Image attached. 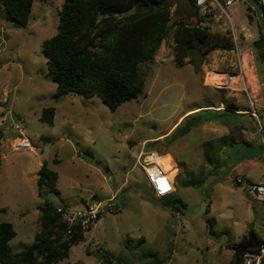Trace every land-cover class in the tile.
Listing matches in <instances>:
<instances>
[{
  "label": "rangeland",
  "instance_id": "obj_1",
  "mask_svg": "<svg viewBox=\"0 0 264 264\" xmlns=\"http://www.w3.org/2000/svg\"><path fill=\"white\" fill-rule=\"evenodd\" d=\"M63 2L36 0L26 27L0 7V206L17 232L13 250L34 243L38 205L79 209L110 200L123 183L116 201L121 209L104 214L59 264H157L170 255L166 264H230L251 232L264 240V203L250 190L264 181V68L252 48L259 29L247 4L223 5L228 16L216 5L200 9L201 25L229 37L234 50H193L178 65L170 32L154 62L141 65L145 94L112 112L96 96H56L42 45L58 31ZM172 10L199 22L189 0H178ZM231 74L240 76L230 85ZM50 107L53 125L40 121ZM23 135L32 149L14 151ZM141 151L162 156L174 179L172 195L152 194L137 163ZM39 163L58 173L59 195H38ZM186 179L202 182L185 188ZM179 204L186 207L177 212ZM207 218L216 221L215 235Z\"/></svg>",
  "mask_w": 264,
  "mask_h": 264
},
{
  "label": "trees",
  "instance_id": "obj_2",
  "mask_svg": "<svg viewBox=\"0 0 264 264\" xmlns=\"http://www.w3.org/2000/svg\"><path fill=\"white\" fill-rule=\"evenodd\" d=\"M35 1L0 0V7L17 27H26ZM196 1L189 0V3L194 8V15L199 18L197 24H190L184 16L169 25L178 16L172 10L178 0H64L58 10V31L42 45L49 74L57 86L56 96H96L112 112L124 103L138 100L146 90L141 65L154 62L163 40L170 32L174 33L177 42L173 59L178 65H182V60L190 57L193 50H199L203 55L218 50H234L229 37L213 34L201 25L203 17ZM257 1L264 8V1ZM247 10L255 16L248 5ZM249 13L248 20L252 22L253 17ZM258 29L259 38L253 42L252 48L264 68V37L259 25ZM228 108L236 109L234 106ZM55 115L54 107L45 108L40 121L53 125ZM199 125L201 122L195 124ZM186 129L182 133L187 134ZM1 140L0 131V146ZM222 140L226 142L224 138ZM207 161L212 163L208 155ZM58 180V173L43 163L37 172L38 195L42 198L45 192L59 195ZM202 180L186 179L182 184L185 188L196 187ZM185 207V204H179L173 208L180 212ZM37 209L40 214L39 231L34 243L15 252L11 242L17 237V232L13 224L2 219L5 209L0 206V264H59L69 258L71 248L84 241L86 233L92 229L82 232L75 228L71 235H67V223L57 212L56 206L44 203L38 205ZM209 212L207 209L206 213ZM215 223L214 218L206 220L210 235L216 234ZM262 242L264 240L255 233L251 238H244L235 248L236 253L230 264H242L245 254L258 251ZM170 258L171 255L167 260ZM167 260L157 264H166Z\"/></svg>",
  "mask_w": 264,
  "mask_h": 264
},
{
  "label": "built area",
  "instance_id": "obj_3",
  "mask_svg": "<svg viewBox=\"0 0 264 264\" xmlns=\"http://www.w3.org/2000/svg\"><path fill=\"white\" fill-rule=\"evenodd\" d=\"M264 1V0H263ZM240 0H197L196 5L200 9H207L208 5H216L222 8L227 15L223 5L231 6ZM228 16V15H227ZM240 75H228L230 85L233 79L239 78ZM227 82V83H229ZM245 84V81H242ZM246 85V84H245ZM229 89L228 84H224ZM247 91L246 86L243 88ZM7 97V94H5ZM6 101V100H5ZM253 105V103H252ZM254 107V106H253ZM255 108V107H254ZM256 112H254L255 114ZM258 118V116H257ZM263 131V129H262ZM264 139V132H263ZM14 151L23 149H32V144L29 138L23 135L20 141L13 147ZM162 156L157 151L144 152L141 151L137 163L143 170L150 188L157 198H165L175 192L174 179L170 177L169 173L164 171L161 165ZM251 193L256 195V199L264 203V181L261 183H254L250 186ZM57 212L63 217L67 223V235H71L73 229L78 228L82 232L88 231L92 228L99 219L106 213L115 214L119 211L120 206L116 203L115 197L106 201H88L82 208L69 207L67 205H60L56 207ZM242 264H264V242H262L256 252H249L245 254Z\"/></svg>",
  "mask_w": 264,
  "mask_h": 264
},
{
  "label": "water",
  "instance_id": "obj_4",
  "mask_svg": "<svg viewBox=\"0 0 264 264\" xmlns=\"http://www.w3.org/2000/svg\"><path fill=\"white\" fill-rule=\"evenodd\" d=\"M243 1L244 3H246L248 6H250L254 13H255V16H256V19L258 21V25L260 27V30L262 32V35L264 37V8L262 7L261 3L257 0H241ZM184 16L181 15V16H175L171 22L169 23V25H171L173 23V21L175 20H178V19H181L183 18ZM253 232L250 233L249 237L251 238L253 236Z\"/></svg>",
  "mask_w": 264,
  "mask_h": 264
},
{
  "label": "crops",
  "instance_id": "obj_5",
  "mask_svg": "<svg viewBox=\"0 0 264 264\" xmlns=\"http://www.w3.org/2000/svg\"><path fill=\"white\" fill-rule=\"evenodd\" d=\"M192 20H193V18H192ZM243 31V30H242ZM227 74H229V73H227ZM167 156H171V155H167ZM41 163H39V167L41 168ZM124 185H125V183H123L118 189H117V191H116V193L111 197V198H114V197H116L117 195H118V193H119V191L124 187ZM110 198V199H111Z\"/></svg>",
  "mask_w": 264,
  "mask_h": 264
},
{
  "label": "bare ground",
  "instance_id": "obj_6",
  "mask_svg": "<svg viewBox=\"0 0 264 264\" xmlns=\"http://www.w3.org/2000/svg\"><path fill=\"white\" fill-rule=\"evenodd\" d=\"M246 56V55H245ZM246 60V59H245ZM248 64V63H247ZM248 66V65H247ZM248 72V74L250 73L249 71H247ZM256 72V71H255ZM247 75V74H246ZM210 77V76H209ZM215 78H213V79H211L210 78V80H208L209 82L211 81V80H214ZM254 79V78H253ZM252 82V81H251ZM248 87V86H247ZM253 89V88H252ZM253 91V90H252ZM252 94H253V92H252ZM167 156V155H166Z\"/></svg>",
  "mask_w": 264,
  "mask_h": 264
}]
</instances>
